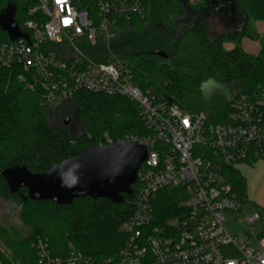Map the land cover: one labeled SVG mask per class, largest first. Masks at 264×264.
Returning a JSON list of instances; mask_svg holds the SVG:
<instances>
[{
    "label": "built area",
    "instance_id": "obj_1",
    "mask_svg": "<svg viewBox=\"0 0 264 264\" xmlns=\"http://www.w3.org/2000/svg\"><path fill=\"white\" fill-rule=\"evenodd\" d=\"M145 0H34V19L17 39H0V68L19 70L26 90L41 93L42 105L70 103L85 91L132 101L146 130L117 141L105 136L97 147L135 143L147 148L137 172L133 214L119 227L124 244L117 256L94 261L69 244L67 257H53L47 241L36 238L39 264H264V237L250 243L224 227L225 213L244 204L227 171L264 161V88L241 93L229 105L224 123L204 112H189L137 85L135 67L114 53L111 40L122 22L144 19ZM197 7L206 0H178ZM101 42V44H100ZM108 48L92 57L86 50ZM58 107V108H59ZM167 188H182L178 215L157 224L154 203ZM247 227L261 222L252 211ZM204 238H183L201 231ZM2 264V263H0Z\"/></svg>",
    "mask_w": 264,
    "mask_h": 264
},
{
    "label": "trees",
    "instance_id": "obj_2",
    "mask_svg": "<svg viewBox=\"0 0 264 264\" xmlns=\"http://www.w3.org/2000/svg\"><path fill=\"white\" fill-rule=\"evenodd\" d=\"M14 3L13 35L0 27V39H17L20 28L34 19V0H0V13ZM145 18L122 22L130 34L133 49L119 54L135 67L137 85L152 88L164 100L177 103L189 112H203L200 107L206 82L239 84L242 91L228 102L206 103L207 116L212 122L224 123L230 103L241 93L264 88V46L254 56L242 47V41L257 40L250 28L251 20L264 24V0H206L203 5L190 7L178 0H145ZM190 11L193 21L181 31L178 23ZM205 11L207 18L199 14ZM217 13L226 24V31L212 37L209 21ZM239 18V19H237ZM240 21L239 28L235 21ZM175 20L177 22H175ZM233 27V28H232ZM16 31V32H15ZM14 38V39H13ZM264 43V40H263ZM232 45L227 50L225 45ZM167 54L164 59L155 52ZM19 70L0 68V198L21 208V218L33 225V233L25 239L16 238L0 228L2 264H39L36 238L47 241L53 257H67L69 244L94 261L103 262L117 256L125 238L119 227L133 214V201L138 184L131 194H123L122 202L104 198L80 197L70 205L50 201H33L26 188L13 192L2 173L13 168H25L32 174H44L63 162L79 157L105 136L114 141L126 135H143L145 128L136 105L127 98L78 92L70 103L77 107L83 131L75 136L72 130L52 123L54 109L42 105L41 93L26 90L19 82ZM205 113V112H204ZM227 180L238 199L245 203V180L240 171H227ZM182 188L163 190L154 203L156 223L163 225L178 215L183 200ZM261 223L264 225V212Z\"/></svg>",
    "mask_w": 264,
    "mask_h": 264
},
{
    "label": "water",
    "instance_id": "obj_3",
    "mask_svg": "<svg viewBox=\"0 0 264 264\" xmlns=\"http://www.w3.org/2000/svg\"><path fill=\"white\" fill-rule=\"evenodd\" d=\"M14 11V3L10 2L0 13V27L10 35L17 28ZM155 54L164 59L168 57L161 50ZM68 123L66 119L65 124ZM146 157V147L120 143L89 147L79 157L67 160L41 175L32 174L25 168L9 169L2 175L13 192L26 188L28 197L33 201L70 205L75 199L88 196L120 203L123 194L132 193L137 172Z\"/></svg>",
    "mask_w": 264,
    "mask_h": 264
},
{
    "label": "rangeland",
    "instance_id": "obj_4",
    "mask_svg": "<svg viewBox=\"0 0 264 264\" xmlns=\"http://www.w3.org/2000/svg\"><path fill=\"white\" fill-rule=\"evenodd\" d=\"M188 11L190 10L185 7V14L182 15V19L178 21L181 26V31L186 29L193 21L190 19L192 16ZM199 16L207 18L204 10L199 14ZM175 22L177 21L175 20ZM209 26L212 37L220 35L227 29L222 17H220L217 13L212 15V18L209 21ZM234 26L239 28L240 21L236 20ZM250 28L258 35L257 40L251 41L249 39H244L242 41V47L247 53L256 56L259 53L261 46H264V24L261 21L251 20ZM129 41L130 34L127 30L117 32L115 38L111 40L112 51L118 55L130 51L133 49V45ZM225 48L230 50L233 46L227 44L225 45ZM86 52L88 55L95 57L102 54L105 55L108 52V48L99 47L95 50L87 49ZM203 91V98L200 102L198 101V103H200L199 109L208 114L210 117H216L218 112H209L206 103L208 102L213 105L220 101L223 102V100L228 102L236 94L242 91V86L239 84H234L232 86L221 85L210 80L205 83ZM58 107V104L53 107L54 113L51 119L52 123L72 130L75 136L80 134L83 131V127L78 118L76 105L73 103H65L59 108ZM66 119L69 120L68 124H65ZM239 171L242 178L245 180L246 197L244 198V209L242 212L237 214L225 213L226 220L224 227L231 235L250 243H256V239H262L264 237V225L260 222L252 225L251 227H247L243 220L249 212L257 211L260 214V211L264 212V161H259L255 166L243 164L239 166ZM21 214V208L17 204L0 198V228L8 230L16 238L25 239L31 235L34 230L33 225H27L25 221H23ZM206 227L208 226L206 225L201 231L190 235H183V238H204ZM0 246L5 251L7 250L2 245L1 240Z\"/></svg>",
    "mask_w": 264,
    "mask_h": 264
},
{
    "label": "crops",
    "instance_id": "obj_5",
    "mask_svg": "<svg viewBox=\"0 0 264 264\" xmlns=\"http://www.w3.org/2000/svg\"><path fill=\"white\" fill-rule=\"evenodd\" d=\"M246 43V42H245ZM247 44V43H246ZM238 171H239V167H238V169H237Z\"/></svg>",
    "mask_w": 264,
    "mask_h": 264
},
{
    "label": "flooded vegetation",
    "instance_id": "obj_6",
    "mask_svg": "<svg viewBox=\"0 0 264 264\" xmlns=\"http://www.w3.org/2000/svg\"><path fill=\"white\" fill-rule=\"evenodd\" d=\"M14 1V0H13ZM13 3V2H12Z\"/></svg>",
    "mask_w": 264,
    "mask_h": 264
}]
</instances>
